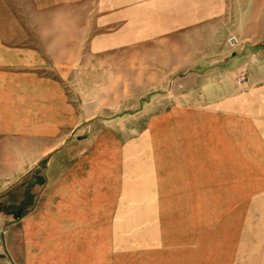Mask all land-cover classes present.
I'll return each instance as SVG.
<instances>
[{"label": "rangeland", "instance_id": "obj_1", "mask_svg": "<svg viewBox=\"0 0 264 264\" xmlns=\"http://www.w3.org/2000/svg\"><path fill=\"white\" fill-rule=\"evenodd\" d=\"M0 1L79 108L78 141L58 161L141 179L129 194L142 188L145 223L159 212L163 247L179 252L171 264H264V125L251 120L246 98L216 103L215 58H207L227 53L228 33L245 29L235 24L239 10L201 21L169 8L184 0ZM30 174L18 176L21 185Z\"/></svg>", "mask_w": 264, "mask_h": 264}, {"label": "crops", "instance_id": "obj_2", "mask_svg": "<svg viewBox=\"0 0 264 264\" xmlns=\"http://www.w3.org/2000/svg\"><path fill=\"white\" fill-rule=\"evenodd\" d=\"M180 4L169 8L201 21L213 12L223 18L225 10L240 11L235 24L245 29L227 35L236 34L239 47L230 50L225 43L227 53L224 48L207 53L215 58V101L227 106L246 98L255 115L251 120L264 125V0ZM13 10L0 1V264L174 263L179 252L163 247L159 212L145 223L142 188L129 194V185L143 187L141 179L130 184L127 179L96 177L84 162L58 161L78 141L79 108L67 97L63 79L51 71L48 56L28 44ZM241 72L246 80L238 87L247 93H238L233 79ZM87 139L95 144V132L89 130ZM132 146L138 150L134 142L124 147ZM29 172L21 185L18 176ZM129 202H135L134 210ZM148 228L156 231L146 238ZM145 241L151 252H145ZM165 250L168 257H161Z\"/></svg>", "mask_w": 264, "mask_h": 264}, {"label": "built area", "instance_id": "obj_3", "mask_svg": "<svg viewBox=\"0 0 264 264\" xmlns=\"http://www.w3.org/2000/svg\"><path fill=\"white\" fill-rule=\"evenodd\" d=\"M226 44L231 50H234L239 47L241 44V39L236 34H230L226 38ZM246 75L245 73L241 72L236 76L235 82L237 85H242L245 83Z\"/></svg>", "mask_w": 264, "mask_h": 264}]
</instances>
